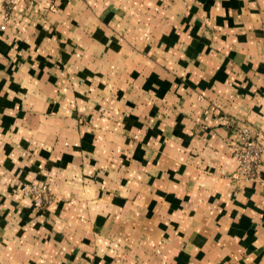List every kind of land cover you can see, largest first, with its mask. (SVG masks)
Masks as SVG:
<instances>
[{"label": "crops", "instance_id": "obj_1", "mask_svg": "<svg viewBox=\"0 0 264 264\" xmlns=\"http://www.w3.org/2000/svg\"><path fill=\"white\" fill-rule=\"evenodd\" d=\"M0 264H264V0H0Z\"/></svg>", "mask_w": 264, "mask_h": 264}, {"label": "built area", "instance_id": "obj_2", "mask_svg": "<svg viewBox=\"0 0 264 264\" xmlns=\"http://www.w3.org/2000/svg\"><path fill=\"white\" fill-rule=\"evenodd\" d=\"M34 3L37 0H5L6 3L14 2ZM15 4V3H14ZM241 139L232 146V154L236 159L234 176L242 179H255L261 174L263 144L259 140L260 133H255L251 128L244 127L240 130ZM24 195L32 199L34 205L42 208L49 194L48 184L29 182L22 187Z\"/></svg>", "mask_w": 264, "mask_h": 264}, {"label": "rangeland", "instance_id": "obj_3", "mask_svg": "<svg viewBox=\"0 0 264 264\" xmlns=\"http://www.w3.org/2000/svg\"><path fill=\"white\" fill-rule=\"evenodd\" d=\"M38 1V0H37ZM37 1H35V2H37ZM34 2V3H35ZM15 3V4H14ZM14 3H6L5 2V0H4V5H5V7L7 8V9H11L14 5H16L17 3H19L18 1L17 2H14ZM25 183H29V181H25V182H23L21 185H20V190H21V193L24 195V193H23V190H22V187H23V185H25ZM34 183H38V182H34ZM43 183V182H42ZM47 183V182H46ZM48 184V183H47ZM24 196H26V195H24ZM26 197H28V196H26ZM29 198V197H28ZM49 198H50V194H48V197H47V200L44 202V206L42 207V208H38V207H36L35 205H34V203H33V201H32V199H30L31 200V202H32V206H33V208L35 209V210H37V211H43V210H45V208H46V206H47V202L49 201Z\"/></svg>", "mask_w": 264, "mask_h": 264}]
</instances>
